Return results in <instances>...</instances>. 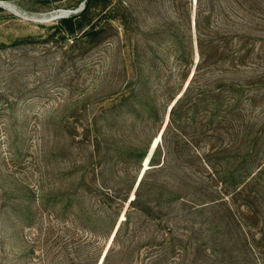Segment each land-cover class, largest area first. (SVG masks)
<instances>
[{
	"label": "rangeland",
	"instance_id": "obj_1",
	"mask_svg": "<svg viewBox=\"0 0 264 264\" xmlns=\"http://www.w3.org/2000/svg\"><path fill=\"white\" fill-rule=\"evenodd\" d=\"M83 2L0 0V264H100L130 214L109 260L122 264L146 256L178 210L167 202L171 171L141 155L198 61V0H113L118 18L99 21L102 41L75 49L56 15ZM142 176L146 212L131 203ZM225 202L194 220L198 264H264V206ZM131 243L142 252H127Z\"/></svg>",
	"mask_w": 264,
	"mask_h": 264
},
{
	"label": "trees",
	"instance_id": "obj_2",
	"mask_svg": "<svg viewBox=\"0 0 264 264\" xmlns=\"http://www.w3.org/2000/svg\"><path fill=\"white\" fill-rule=\"evenodd\" d=\"M83 1L81 11L59 19L60 32L74 37L75 49L80 43L99 44L108 32L99 21L118 18L115 8L107 9L113 0ZM194 26L198 61L170 110L149 168L171 171L167 202L178 210L162 233L155 231L146 256L139 254L143 243H131L125 249L139 255L122 264H198L203 248L194 223L198 215L219 202L225 205L228 196H244L241 206L252 213L264 206V0H198ZM178 154L184 157L181 170ZM145 184L143 176L131 200L144 212L147 200L140 191ZM163 187L158 181L149 185L157 188L158 198ZM131 222L128 214L114 233L115 223L112 245ZM112 245L101 264H109Z\"/></svg>",
	"mask_w": 264,
	"mask_h": 264
},
{
	"label": "water",
	"instance_id": "obj_3",
	"mask_svg": "<svg viewBox=\"0 0 264 264\" xmlns=\"http://www.w3.org/2000/svg\"><path fill=\"white\" fill-rule=\"evenodd\" d=\"M84 6H85V1L83 2V4L80 7H78L74 11L73 10H62V11H60V13H58L56 15V17H66V16H69L73 12L76 13L78 11H81L84 8ZM154 143H155V140H154L151 148L149 149V152H148L146 158L149 157V159H151V157L153 156V154H154V152L156 150V148L154 146ZM138 184H139V182H138Z\"/></svg>",
	"mask_w": 264,
	"mask_h": 264
},
{
	"label": "bare ground",
	"instance_id": "obj_4",
	"mask_svg": "<svg viewBox=\"0 0 264 264\" xmlns=\"http://www.w3.org/2000/svg\"><path fill=\"white\" fill-rule=\"evenodd\" d=\"M163 132V131H162ZM158 137H160V139H158ZM158 137H156L155 138V143H154V146H155V148H157V146H158V144L160 143V141H161V139H162V133L161 134H159V136ZM158 139V140H157ZM145 165L148 167L149 165H147V164H150V159H149V157H147V158H145ZM146 166H145V168H146ZM144 174V173H143ZM142 174V175H143ZM143 177V176H142ZM142 177H141V179H142ZM105 257V256H104ZM104 259V258H103ZM103 259H102V261H103ZM100 264H101V262H100Z\"/></svg>",
	"mask_w": 264,
	"mask_h": 264
}]
</instances>
